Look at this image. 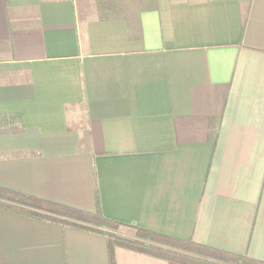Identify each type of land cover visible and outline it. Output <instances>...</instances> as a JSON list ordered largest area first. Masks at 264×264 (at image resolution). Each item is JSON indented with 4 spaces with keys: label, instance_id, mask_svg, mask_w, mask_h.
Here are the masks:
<instances>
[{
    "label": "crops",
    "instance_id": "0c3cea01",
    "mask_svg": "<svg viewBox=\"0 0 264 264\" xmlns=\"http://www.w3.org/2000/svg\"><path fill=\"white\" fill-rule=\"evenodd\" d=\"M0 188L264 262V0H0ZM0 264L107 240L0 208Z\"/></svg>",
    "mask_w": 264,
    "mask_h": 264
},
{
    "label": "trees",
    "instance_id": "16d2710c",
    "mask_svg": "<svg viewBox=\"0 0 264 264\" xmlns=\"http://www.w3.org/2000/svg\"><path fill=\"white\" fill-rule=\"evenodd\" d=\"M0 208L37 220L105 236L109 264H114L113 247L115 245L179 264H264L263 261H257L246 256L165 236L135 226H128L104 217L100 211L90 213L9 189L0 188ZM119 227L135 228L138 239L130 240L116 237L112 231Z\"/></svg>",
    "mask_w": 264,
    "mask_h": 264
},
{
    "label": "rangeland",
    "instance_id": "374dc122",
    "mask_svg": "<svg viewBox=\"0 0 264 264\" xmlns=\"http://www.w3.org/2000/svg\"><path fill=\"white\" fill-rule=\"evenodd\" d=\"M11 123H13V122H11ZM112 232L114 233V235L116 237H119V238L130 239V240L138 239L137 238V235H136V229L135 228H131V227H119V228H117L115 230L113 229ZM149 243H151L153 245H158V244H156L154 242H149Z\"/></svg>",
    "mask_w": 264,
    "mask_h": 264
}]
</instances>
